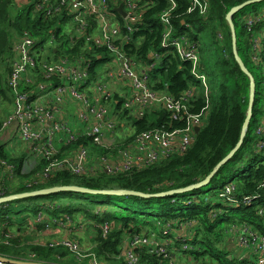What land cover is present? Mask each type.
Segmentation results:
<instances>
[{"label": "trees", "instance_id": "obj_1", "mask_svg": "<svg viewBox=\"0 0 264 264\" xmlns=\"http://www.w3.org/2000/svg\"><path fill=\"white\" fill-rule=\"evenodd\" d=\"M174 1L176 7L171 13V22L175 34L182 35L191 44L196 45L199 54V71L206 77L210 102H212L208 106L204 124L196 134L190 148L183 154H176L128 172L120 171L110 174L100 171L88 176H74L65 171H58L48 180L28 186L43 166L39 165L32 174H21L26 153L11 154L7 157L3 147L0 146V161H6L14 166V176L16 181L18 180L17 184H15L16 181L6 182L0 168V197L63 186L96 191H133L144 195L163 194L202 182L236 147L246 119L250 80L233 56L232 33L226 17L233 8L249 0H207L205 15H200L196 10L188 12L190 0ZM13 3H16L15 0H0V65L10 57L12 35L8 30L11 29H14L16 34L24 32L31 34L38 39L36 43L38 47L45 42L46 36L54 35L58 51L55 52L52 49L51 53L60 54L59 51L65 48L60 29L63 17L57 16L50 20H43L41 14L32 15L31 6L25 5L24 0L17 3L18 9L12 6ZM10 7L14 10L12 16ZM166 9L167 1L153 0L142 15L143 22L135 34L136 41L125 47V51L142 67L159 62L158 67L147 71L151 88L157 92H165L174 99H179L188 91H192L189 112L197 114L205 105V99L201 85L191 73V65L180 61L174 50H164L160 47L163 28L159 18ZM231 22L235 33L237 55L255 84L252 117L241 148L228 163L219 169L207 186L160 197L99 196L107 207L87 206L85 210L79 206H62L53 202L51 201L53 195L41 197L46 200L47 205H59L60 208L54 207L49 216L61 221L64 225L69 222L78 223L80 220L75 221L72 216L82 212L85 218L96 225L108 223L110 232L105 237L102 236L101 230L97 229L92 238L94 239L93 254L102 259L103 263L124 264L123 251L126 241L128 242L135 235H150L157 232L159 230L157 224L193 222L191 230L194 231V235L189 243L191 249L181 253L183 257L190 255L193 258L187 264H193V261L197 263L199 260H203L199 264H205V260L209 264L214 262L233 264L234 259H229L231 254L227 252L224 243L222 244L226 238V229L222 228V225L234 222L231 219L232 214H240L239 222L245 218L253 223L259 222L254 213V205L240 208L229 205L224 207L212 204L209 198L211 190H218L219 195L224 184L234 179H236L235 197L252 196L257 193V187L264 179V149L257 151L255 148L258 142L264 141V133H256L261 117L264 116V1L236 12ZM201 32L206 34L205 40L200 37ZM65 52L72 58L92 60L89 68L92 79L96 77L97 66L109 60L102 49H93L90 54L88 49L84 51L82 40L70 50L65 49ZM155 56H159V61L155 60ZM2 78L3 75L0 74V94L5 96L7 90L5 91L3 87ZM122 102L123 100H119L117 107H122ZM119 120L125 127L129 123L131 130V135L126 141L123 144L121 142L117 144L118 147L123 148H128L134 142L136 135L143 131L162 127L166 130L185 127L183 121H173L172 116L164 111L154 112L133 122H128L127 113L123 111ZM124 121H126L125 124ZM79 146L89 147L96 157L103 154L102 148L93 145L89 137H78L77 142L71 144L74 149ZM69 194H75L82 199L90 196ZM30 200L14 201L1 205L0 208L9 210L12 204ZM44 207V204L26 206L25 209L30 217L25 218L27 215L25 214L19 220L0 216V257L44 264H82L65 249L49 248L47 244L27 245L28 239L23 238V225L26 224L28 228L30 224H34L36 229L45 232L44 227L49 224L50 219L46 217L41 224L36 223V217ZM257 227L259 228L258 224ZM13 228L16 229L15 233L11 232ZM160 231L158 235L161 234ZM259 231L263 230L259 228ZM137 252L140 256V264H168L147 247L138 248Z\"/></svg>", "mask_w": 264, "mask_h": 264}, {"label": "built area", "instance_id": "obj_2", "mask_svg": "<svg viewBox=\"0 0 264 264\" xmlns=\"http://www.w3.org/2000/svg\"><path fill=\"white\" fill-rule=\"evenodd\" d=\"M19 1L15 0L16 3ZM165 1L167 9L159 18L163 28L160 47L164 50H174L180 61L191 65V73L201 85L205 99V105L197 114L189 112L192 91L174 99L165 92H157L151 88L147 71L157 67L159 62L142 67L125 51V47L136 41L135 34L143 22L142 15L153 0H24L25 5L31 6L32 15L41 14L43 20L62 16L60 29L65 28L63 31L61 29L65 48L62 47L61 53L53 55L50 61H46L42 54L46 47L43 44L38 47V39L27 32L11 46L7 61L8 74L5 84L7 93L12 98L13 110L1 125L0 133L3 142H8L11 137L17 138L22 151L26 153L21 174H32L39 165L43 166L28 186L44 182L58 171H65L74 176H88L100 171L110 174L128 172L176 154H183L190 148L196 136L194 130L201 129L204 124L210 94L206 77L199 71L196 45L191 44L182 35L175 34L171 13L176 3L174 0ZM119 6H122L125 17L116 12ZM193 10L205 15L207 0H190L188 12ZM80 40L84 42V51L88 49L90 54L93 49H102L109 58L97 66L96 77L93 79L89 70L92 60L72 58L65 52V49L70 50ZM49 43L56 44L54 35H50ZM54 51L56 52L55 49ZM159 59V56H155L156 61ZM102 66L109 68L105 67V72L101 73ZM1 96L0 94V105ZM119 100H123L120 108L117 107ZM106 103L109 108L103 106ZM70 109L72 113L69 115ZM123 111L131 119L130 122L143 119L157 111H164L172 116L173 121H183L185 127L172 130L162 127L139 133L127 149L117 147V150H120L119 160L122 159L117 163H112V158L107 161L105 153L95 157L92 162L89 147H71L78 137H89L93 145L103 150L119 133L117 128L122 124L117 120ZM256 133H264V119L261 120ZM255 148L257 151L264 149V141L258 142ZM32 165L35 170L30 172V169L34 168ZM0 168L6 182L16 181L12 164L0 161ZM235 187L232 182L224 184L219 198L234 208L254 205V213L259 222H233L226 229L225 241L239 251L235 264H264V179L259 183L257 193L252 196L235 197ZM48 206L51 210L55 207L54 204ZM44 210L46 206L37 215V224L46 219L41 217ZM51 221L59 226L74 225L72 222L64 225L55 219ZM86 223L95 224L93 221L81 223L76 230H87ZM192 225L193 222H179L176 228H172L171 224H164L166 230L161 228V234L154 240L150 239L152 236L135 235L125 244L124 264H140L137 249L141 247L151 249L154 255L166 260L168 264H180L178 258L183 257L181 253L191 249L189 243L194 235ZM44 228L47 230L48 224ZM93 229H100L103 237L110 231L108 223L101 226L95 224ZM189 229L190 234L180 239L179 235H185ZM47 246L71 252L78 262V259L83 258L76 240H54ZM189 261L188 259L187 262ZM87 264L102 263L96 255H91Z\"/></svg>", "mask_w": 264, "mask_h": 264}, {"label": "rangeland", "instance_id": "obj_3", "mask_svg": "<svg viewBox=\"0 0 264 264\" xmlns=\"http://www.w3.org/2000/svg\"><path fill=\"white\" fill-rule=\"evenodd\" d=\"M12 6L14 8H16V9L19 8V5L17 3H13ZM10 8L12 9L10 11V14L12 16L13 13H14V10H13L12 7H10ZM251 16H253V15H251ZM61 29H62V31L65 30V28H61ZM8 31L12 35V38H11V41H10V48H9V52H10L11 46L13 44L17 43L20 40V38L22 37V34H16V31L14 29H11V30H8ZM192 32H194V30H192ZM200 37L205 40L206 34L204 32H201L200 33ZM49 40H50V36H46L45 37V42L43 43V45L46 47V49H45V51H43L42 54L45 57L46 61H50V58L54 55V54L51 53L52 49H55L56 51L58 50L57 49L58 44H55V43L50 44ZM59 52L61 53V50ZM7 61H8V58L5 59V62L0 65V74L3 75V78L1 80H2L3 87H4L5 91L7 90L6 84H5L6 78H7V74H8V63H7ZM156 66L158 67L159 64L157 63ZM105 67H108V66L100 67V72L101 73L105 72ZM98 70H99V68H98ZM210 103L212 104V102H210ZM103 106L109 108V104H107V103H106V105H103ZM12 110H13L12 98L9 95V93L5 94V96H1L0 127H1V125H3V123L5 121V118L7 117V115H9L12 112ZM263 117H261L262 119L261 118L260 119L263 120L264 119ZM261 120H260V123H261ZM117 121L120 123L119 118H118ZM125 123H126V121H124V124ZM118 129H122L121 126L118 127L117 130ZM123 131H124V133H120L119 132V133L116 134V137L114 138V141L112 143H110L109 145H106L105 147H103L102 153H105L107 161H109V159L112 158V159H114L112 163H117L118 162V160H119L118 152L120 150H117V147H118L117 144L120 141L123 140L124 136H125V139H127L131 135V132L129 130L124 129ZM2 140H3V136H2V133H0V146L3 147L4 153H5V155L7 157H10V155L13 154V153H14L13 155H16V154L20 155L21 152H23L21 150V144H20V142L18 141L17 138L11 137V139L8 142H4V143H3ZM111 148H113V149L111 150ZM95 157H96V155H94L92 153V162H93ZM121 161H122V159L119 160V162H121ZM32 167H34V165H32ZM27 168H29V164H28ZM34 170H35V167L30 169V172L34 171ZM17 183H18V180L15 182V184H17ZM232 183L236 184V179L232 180ZM218 192H219L218 190H211L210 191L209 198L211 200V203L212 204H219V205H222L224 207L228 206L223 199L219 198ZM51 201L57 202L58 204H60L62 206H66V205L67 206H72V207L79 206L83 210H85L84 208L87 207V206L88 207H94V206L98 207L97 205H103V207L104 206L107 207V205L104 203V200L102 198H100L99 196H89V197H86V198L82 199V198H79L75 194L62 193V194L53 195ZM45 202H46V200H44V199L33 198L30 201H25V202H21V203H17V204H12L9 210H5L3 208H0V216L1 217L7 216V217H11L12 219H18L19 220L21 216L27 214L28 211H26V209H25L26 206H28V205L34 206V205L44 204L46 206V210H44L41 213L42 214L41 217L42 218H44V217L46 218L47 217L50 220H54V218L49 216V213H51L53 209L51 210L50 207ZM58 204L55 205V208H57V209L60 208ZM26 217H30V215L27 214L25 216V218ZM72 217L75 218L74 219L75 221H77V220H80V221H78V223H74V225H72V227H70L71 225H67V226L55 225L51 221L48 224V229L45 232L43 230L36 229L34 224H30L28 226V228H26L27 225L24 224L23 225V229H24L23 238L24 239H26V238L28 239L29 243L27 242V245H32V244L33 245H42V244H47L48 245L51 241L61 240V239L76 240L79 243L80 255L83 257V258H80L78 260L82 264H87V260H90L91 255H95V254H93V248H94L93 240L94 239H92V238L94 237V234L96 233L97 229L96 230L93 229V226L95 224L86 223L88 229L84 230L82 232H79V231L76 230L77 226H79L81 223L91 222V221L88 220L87 218H85L84 212H82L80 214L76 213ZM239 218H240V214H232L231 215V219L234 222L238 221ZM85 219H87V220L84 221ZM243 220L247 221L248 219L245 218ZM232 223H229L227 225L223 224L222 228L227 229ZM171 227L175 228L176 224H171ZM161 228L164 229V225H161L160 227H158L159 230L157 232L151 233L150 235H147V236H152L150 238L152 240L156 239V236H158L159 231L161 230L160 232H162ZM164 230H166V229H164ZM167 230L169 231V228ZM11 232L15 233L16 229L13 228L11 230ZM189 234H190V229H189V231L187 232L186 235H189ZM141 236H146V234H142ZM157 240H159V239H157ZM224 242L225 241L223 240L222 244ZM149 243H150V241H149ZM224 246H225V243H224ZM221 247H222V249H224L223 245H221ZM227 252H229V254H230L229 249H227ZM232 252L234 254L233 253H231V254L234 257L236 256L235 258L237 259V255H236L237 251L233 250ZM69 253L72 254L71 252H69ZM72 255H74V254H72ZM186 256L187 257H179L178 258V263H180V264H182L183 262L187 263V258L190 257V255H186ZM96 258L102 264H105V263H103L102 259H100L98 257H96ZM192 260H193V258L190 257V261H192ZM205 261H204L205 264H209L207 260H205ZM200 262H203V260H199V262H197V263L199 264Z\"/></svg>", "mask_w": 264, "mask_h": 264}, {"label": "water", "instance_id": "obj_4", "mask_svg": "<svg viewBox=\"0 0 264 264\" xmlns=\"http://www.w3.org/2000/svg\"><path fill=\"white\" fill-rule=\"evenodd\" d=\"M264 0H249L244 2L243 4L236 6L235 8H233L228 14H227V21L228 24L231 28V33H232V51H233V56L235 58V61L237 62V64L239 65V67L241 68V70L247 74L249 76V80H250V84H249V102H248V108H247V112H246V119L244 122V126L242 129V133L240 136V140L238 142V144L236 145V147L234 149H232L230 151V153L221 160V162H219L216 167L212 170V172L200 183H197L193 186L187 187V188H183V189H179V190H174V191H170L167 193H163V194H157V195H144L138 192H133V191H96V190H89L86 188H82V187H75V186H63V187H53V188H48V189H44V190H38V191H32V192H28V193H21V194H15V195H11L9 197H5V198H1L0 199V206L7 204V203H11L14 201H19V200H26V199H33V198H41V197H45L48 195H56V194H62V193H77V194H84V195H90V196H106V195H135V196H141V197H160V196H165V195H171V194H181V193H185V192H189L192 191L194 189H198L201 187H205L209 184V182L212 180V178L217 174V172L219 171V169L225 165L226 163H228L232 157L235 155V153L241 148L242 144H243V139L247 130V126L251 120L252 117V108H253V103H254V81L253 78L247 73L242 61L240 60V58L237 55L236 49H235V33H234V29L232 26V22H231V18L233 16V14H235L236 12H239L241 10H243L245 7L253 5V4H257L260 2H263ZM116 12L121 15L122 17H125L124 11L122 9V6H119L116 9ZM195 134H197L200 131V128H196L195 130ZM0 262L2 263H7V264H44V263H34V262H22V261H14V260H10V259H6L3 257H0Z\"/></svg>", "mask_w": 264, "mask_h": 264}, {"label": "crops", "instance_id": "obj_5", "mask_svg": "<svg viewBox=\"0 0 264 264\" xmlns=\"http://www.w3.org/2000/svg\"><path fill=\"white\" fill-rule=\"evenodd\" d=\"M72 113V109H70L69 110V115ZM130 118H128V122H130ZM121 128L124 130V129H127V130H129V131H131L130 130V128H129V123H128V125L125 127L124 125H122L121 126ZM123 130H121V131H119L120 133H124V131ZM126 141V139H125V136L123 137V140L122 141H120L121 142V144H123L124 142ZM4 143V142H3ZM120 148H122V149H127V148H123V147H120ZM23 148L21 147V150H22ZM14 154V153H13ZM178 223L179 222H176V223H171V224H176V225H178ZM176 228V227H175ZM186 234H187V232H186ZM186 234L185 235H183V234H181V235H179V237H180V239H183V238H186L185 236H186ZM159 236V235H158ZM158 236H156V237H158ZM225 241V240H224ZM126 243H127V241H126ZM125 243V244H126ZM225 243V242H224ZM176 245H179L178 243H176ZM225 246H226V248L227 249H229V251H230V254L231 253H233L232 251L233 250H235V251H237V253H239V251L234 247V246H232V245H228L227 243H225ZM237 253H236V255H237ZM234 254V253H233ZM236 257V256H235ZM235 257L231 254L230 256H229V259H231V258H233L234 259V261H233V264H235ZM190 260V259H189Z\"/></svg>", "mask_w": 264, "mask_h": 264}]
</instances>
